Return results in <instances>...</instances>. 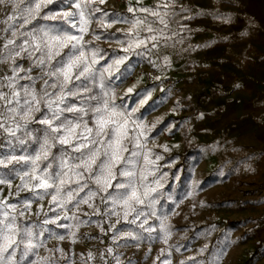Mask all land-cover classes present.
<instances>
[{
  "label": "snow or ice",
  "instance_id": "obj_1",
  "mask_svg": "<svg viewBox=\"0 0 264 264\" xmlns=\"http://www.w3.org/2000/svg\"><path fill=\"white\" fill-rule=\"evenodd\" d=\"M97 3L103 4L105 0H0V13H3L0 16V66L3 68L0 71V130L13 138H18L17 133L22 132L31 136L38 146L34 155H12L0 159V165L8 167L14 162H23L27 168L22 174L18 173L23 186L28 187L35 181L34 188L43 189L46 193L49 189L53 190L52 202L65 210L63 219L75 218L74 213L72 217L68 216L71 211L68 204L78 208L79 204L85 203L92 207V198L100 193L106 194L101 196L105 214L117 217L116 223L110 225L116 247L120 246L121 240L141 241L144 238L140 231H121L117 228L121 224V213L117 207L123 210L122 220L127 225H137V221L146 216L141 206L151 208V215L159 221L156 238L168 244L172 226L165 223L166 217L156 215V197L153 194L157 193V187L147 182L148 175H153L150 166L163 157L156 155L153 160L150 158L152 150L145 152L149 139L146 132L155 129L161 121L158 119L149 126L141 118L156 101L152 100V92L148 89L138 90V81L127 88L124 95L135 94L139 105L128 109L123 104H116V94L108 85L112 80L122 81L128 77L132 68L130 57L133 55L155 53L158 58L163 57V66L167 67L171 60L161 49L176 50L179 47L180 52L188 53L201 47L190 43L191 37L199 31L192 28L190 22L198 17L210 16L213 20L231 23V16L226 15L222 8L233 6L235 0H214L220 7L198 9L181 0H157L152 7L143 6L142 0H137V6H133L129 0L127 12L132 14L129 18L116 13L110 17ZM61 6L68 10H56ZM98 12L101 15L97 20ZM110 19L111 22H108ZM41 20L56 23L43 25ZM94 20L98 27L105 29L121 21L131 25L127 31L117 30L125 37L118 41L123 46L124 55L115 59L109 57L112 62L106 68L95 67L99 63L97 57L103 58V49L91 40H85V34L89 33ZM93 38L100 40L101 36L93 33ZM210 43L214 41L205 43L203 47H209ZM185 44L187 47H184ZM25 61H28L27 67L24 66ZM153 66L157 65L154 63ZM34 72L38 74L33 75ZM105 72L108 84L105 83ZM37 82H40L39 87ZM141 109L144 110L141 117H136ZM203 116L201 113L200 118ZM34 124L43 126L35 130L37 135H32L30 131V126ZM127 144H132V158H143L144 167L139 169V175L136 170H129L132 160L124 155L129 152ZM161 147L164 151L170 150L167 145ZM53 148L62 153L55 167L53 162L57 161V156L52 152ZM45 161L48 163L41 168L40 164ZM117 173L126 177V182L113 184ZM5 183L10 184V181L0 179V184ZM92 183L96 185L95 190L89 187ZM153 183L159 186L158 180ZM109 189L114 191L109 192ZM80 193L85 195L81 197ZM95 213L100 214V209H95ZM23 215V211L16 212V205L0 200V264H61V261L75 264L72 256L59 247L48 249V256H40L39 249L44 247V243L32 229L20 226L18 217ZM130 216L133 218L130 219ZM60 219L56 216L44 223L68 227L57 223ZM147 224L145 218L138 228L149 234L157 231L152 226L145 227ZM44 231L39 233L40 237H43ZM71 237L75 243L76 233L72 232ZM57 239L64 240L65 237L58 235ZM175 251L178 252L179 248ZM204 251L205 248H202L200 253ZM57 253L60 255L57 256ZM171 253L172 246L167 252L161 249L156 261L171 264L169 258L161 259L170 257ZM106 254L101 253L104 264H109L107 256L114 264H122L121 254L116 253L114 247H108ZM224 254L221 250L213 264H221ZM94 259L95 255L89 252L87 260ZM127 264H132V261ZM180 264L204 262L188 257Z\"/></svg>",
  "mask_w": 264,
  "mask_h": 264
},
{
  "label": "rangeland",
  "instance_id": "obj_2",
  "mask_svg": "<svg viewBox=\"0 0 264 264\" xmlns=\"http://www.w3.org/2000/svg\"><path fill=\"white\" fill-rule=\"evenodd\" d=\"M133 6H137V0H130ZM182 3L193 8L220 7L214 0H181ZM157 0H142V5L152 7ZM97 6L104 12L123 15L125 18L132 14L127 12L129 0H105V3ZM245 0H235L231 7L224 6L222 11L231 16V23H222L209 17H198L190 22V26L199 29L190 39L192 45H201L195 51L182 53L179 47L176 50L161 49L169 55L170 66H163V57L155 53H144L130 57L131 72L122 81L112 80L109 84L111 91L116 94V104H123L124 107L131 109L139 105V100L135 94L125 96L127 88L137 84L138 90L148 89L152 92V100L156 104L144 112L143 109L135 114L151 126L158 119L161 123L155 129L146 132L149 138L146 142L145 152L152 150L150 157L155 160L156 155L163 157L162 160L150 166L153 175H148L147 182L152 187H157L155 212L157 216L166 217L165 223L172 226V235L165 244L162 239L156 238L159 235V221L151 215L153 209L141 206V210L146 216L137 221V225H127L122 220L123 210L117 207L121 213V224L117 225L121 231L129 229L140 231L143 235L141 241L131 239L120 241V246L116 247L112 241L111 224H115L117 217L105 214V205L100 193L90 203H81L79 207H73L68 216L75 218L63 219L65 210L57 207L52 202L54 191L49 189L46 193L43 189L34 188L35 181L28 187H24L20 175L27 166L21 162H15L8 167L0 165V179L10 181V184H0V200L16 205V212H24L23 216L18 217L20 226L32 229L39 239L44 243V247L39 249L40 256H48V249L62 248L66 254L72 256L75 264H104L101 253L106 254L108 247H114L116 253L121 254L122 264H127L130 260L132 264H159L156 257L160 255L161 249L168 251L172 246V253L169 258L171 264H180V261H187L188 257H196L204 264H213L216 255L223 250L221 264H264V139L256 140L255 131L247 130L238 136H232L235 122H231L221 136L206 138L207 130L201 126L208 116V110L219 111L215 97L219 98V89H206L196 78L200 55L207 47L205 43H210V48L226 45L228 54L234 58L237 54L251 53L255 50V18L248 15L245 10ZM56 10H68L61 6ZM3 13H0L2 16ZM101 13H96L97 20ZM143 15V14H141ZM114 18V17H113ZM210 19L211 29L193 26L198 20ZM240 20V26L237 21ZM111 22V19L108 21ZM43 25L55 24V21H40ZM241 24L243 26H241ZM225 26L234 29L225 32ZM131 27L130 24L121 21L109 29L97 26L94 20L89 28V33L85 34V40L100 49H103L99 63L95 65L97 69L106 68L108 63L117 56L124 55L122 45L118 42L125 37L122 32L117 31ZM175 27V25H173ZM211 31V37L205 42V33ZM93 33L100 35V40L93 38ZM111 34V35H110ZM187 47V44L184 45ZM115 50V52H113ZM246 58V57H245ZM244 58V62L247 59ZM107 62V63H106ZM128 63V62H126ZM154 63L157 66H153ZM28 66V61L24 62ZM154 68L156 75L149 80L144 74L138 73L139 67ZM3 68L0 66V71ZM114 71V69H113ZM34 72L33 75H37ZM105 83L108 84L107 72H105ZM160 77V79H156ZM182 78L181 81H177ZM184 80V81H183ZM21 83H24L23 81ZM40 82H37L39 87ZM98 91V87L96 89ZM217 98V99H218ZM151 104V101L149 102ZM215 104V106H214ZM244 119L249 118L255 121V105L248 104L244 107ZM203 113V118L200 114ZM217 113V112H216ZM216 116L215 114H210ZM39 117V114H37ZM135 118V117H134ZM234 121V120H233ZM91 124V121H89ZM132 126L130 125V128ZM43 126L34 124L30 126L32 135H37L36 129ZM18 138H13L0 130V159L15 156H30L35 154L37 145L31 136L17 133ZM25 141L21 143L20 141ZM162 145H167L169 151H164ZM129 152L124 153L132 163L128 166L129 170H136L144 167L142 157L132 158V144H127ZM57 161L53 162L55 167L62 153L58 148H53ZM48 161L42 162L40 167ZM19 173V174H18ZM126 177H121L117 173V178L112 183L126 182ZM158 180L159 186L153 181ZM74 187V185H72ZM92 190L96 189L94 183L89 185ZM31 188V190H29ZM67 190V186L65 191ZM87 191V189H86ZM114 191L109 189V192ZM85 193H80L84 196ZM58 201L60 197L57 198ZM109 210L111 203L109 202ZM100 209V214L95 213V209ZM61 217L57 223H62L68 227H57L56 224H45V220ZM130 219L133 217H129ZM147 218L148 224L157 231L149 234L139 229L138 225ZM103 228V231H101ZM47 229V231H44ZM44 231L43 237L39 233ZM76 233V242H72L71 233ZM58 235H64V240L57 239ZM149 236L152 238L149 239ZM179 251H175V248ZM205 248L203 254L200 250ZM92 252L94 260H87V254ZM83 254V256H82ZM57 256L60 254L57 253ZM107 255V254H106ZM35 258V257H33ZM109 264H114L110 256H107ZM64 264V261H61Z\"/></svg>",
  "mask_w": 264,
  "mask_h": 264
},
{
  "label": "crops",
  "instance_id": "obj_3",
  "mask_svg": "<svg viewBox=\"0 0 264 264\" xmlns=\"http://www.w3.org/2000/svg\"><path fill=\"white\" fill-rule=\"evenodd\" d=\"M246 13L255 18V50L251 53L237 54L231 58L226 45L207 47L200 55L197 64L196 78L206 89H219V98L215 99L219 111L208 110L209 119L203 121L201 126L206 138L221 136L231 122H235L232 136H238L247 130L255 131V139H264V0H245ZM241 22L237 21L238 28ZM212 21L203 19L196 21L193 26L211 29ZM241 26H243L241 24ZM225 26V32L234 29ZM211 37V31L205 33V42ZM246 57V58H245ZM247 59L246 62L243 60ZM178 78L177 81H181ZM184 81V80H183ZM239 84L236 88L234 85ZM255 105V121L244 119L243 109L248 104ZM215 106V104H214ZM217 112V113H216ZM210 114H217L213 117ZM234 120V121H233Z\"/></svg>",
  "mask_w": 264,
  "mask_h": 264
},
{
  "label": "built area",
  "instance_id": "obj_4",
  "mask_svg": "<svg viewBox=\"0 0 264 264\" xmlns=\"http://www.w3.org/2000/svg\"><path fill=\"white\" fill-rule=\"evenodd\" d=\"M120 1L125 2L127 0H120ZM138 73L144 74L147 77V79L151 80L155 77L156 70L154 68H145L141 66L138 68Z\"/></svg>",
  "mask_w": 264,
  "mask_h": 264
}]
</instances>
